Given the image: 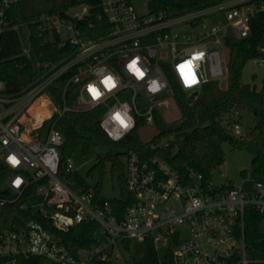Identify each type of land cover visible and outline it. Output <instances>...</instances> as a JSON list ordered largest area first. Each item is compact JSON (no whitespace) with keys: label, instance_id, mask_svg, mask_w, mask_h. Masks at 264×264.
<instances>
[{"label":"built area","instance_id":"1","mask_svg":"<svg viewBox=\"0 0 264 264\" xmlns=\"http://www.w3.org/2000/svg\"><path fill=\"white\" fill-rule=\"evenodd\" d=\"M17 1L0 0V34L7 28L24 29L23 42L30 43V25L7 23V12ZM250 1L238 0L227 6L224 24L184 31L174 27L194 26V19L205 10L164 19L162 15L139 14L132 0H77L63 11L68 17L42 14L36 19L43 43H56L67 54L42 62L40 78L17 96L6 92L0 79V164L6 171L3 185L17 197L39 182V206L47 223L29 222L3 233L0 258L10 257L6 264H16L15 257L20 254L40 256L56 264L122 260L127 240H149L158 251L162 244L164 258H171L174 264L252 262L247 257L245 218L249 209L264 215V179L251 186L216 185L194 171L180 174L159 155L142 156L128 149L126 181L135 202L121 219L108 199L98 198L93 186H78L67 178L66 174L76 170L71 162L62 164V133L54 126L44 139L35 133L54 113L63 115L71 110L67 104L58 109L49 93V88L64 77L63 93L74 89L80 108H104L101 128L114 141L124 139L137 128L140 117L150 121L157 106L170 104L168 99H160L165 94L174 95L165 65L188 95L223 75L217 46H224L229 28L237 37L248 36L252 18L264 11V0ZM95 31L100 35L94 37ZM151 36H157L159 42L142 43ZM165 47L173 55L170 61L162 53ZM29 50L24 46L25 53ZM252 60L264 66V48ZM108 78L114 86L105 84ZM36 100L48 109L42 117L40 110L33 108ZM34 114L38 117L28 128ZM233 128H240L238 119ZM7 200L0 198L1 203ZM83 222L97 224V242L72 253L63 234Z\"/></svg>","mask_w":264,"mask_h":264},{"label":"trees","instance_id":"2","mask_svg":"<svg viewBox=\"0 0 264 264\" xmlns=\"http://www.w3.org/2000/svg\"><path fill=\"white\" fill-rule=\"evenodd\" d=\"M228 0H149L150 14L162 15L171 19L188 14L202 12ZM77 0H18L7 12V23H23L31 27V42L25 39L24 29L21 31L7 28L0 34V79L5 82L6 92L19 95L30 88L40 78L44 61H55L64 57L67 52L56 43H43V36L37 30L36 19L42 14L58 15L67 11ZM250 2H260L252 0ZM199 16L194 19L196 25L202 21ZM100 33L93 34L94 37ZM264 37V11L258 12L250 22L249 35L237 37L229 28L224 37V47L229 49V60L226 64V79H211L199 90L195 98L182 90L177 84L170 68L165 65V72L174 91L177 105L181 111L180 121L175 125L165 122L159 109L156 108L150 118L156 127V133L149 139L140 136V128L149 122L148 117H140L137 128L120 141L112 140L101 128L100 122L104 108H80L75 98V90L63 93L64 77L59 78L49 88L54 105L62 109L67 104L71 110L63 115L54 113L46 119L35 133L41 139L55 127L64 138L60 148L62 164L76 149L88 152L91 146L103 142L113 145L122 152L106 153L98 156L95 166L104 169L105 161H112L113 174H119L121 195L107 198L101 192V185L94 186L100 200L108 199L114 210L120 213L121 219L125 210L135 202V196L126 181V164L122 157L128 149H134L142 156L159 155L171 163L182 175L194 171L202 174L205 181L212 179V172L225 163L223 144L230 142L234 147H241L244 139H236L232 134V119L242 111H247L253 119L251 136L256 142L257 152L252 165L260 179H264V79L259 89L256 84L245 83L242 79L246 63L261 53V41ZM24 46L30 48L24 52ZM6 174L0 164V198H8L0 202V236L9 230L25 226L29 222L47 223L39 206L40 196L37 193L39 182L32 183L20 196L3 185ZM70 181L85 188L92 187L79 172L66 174ZM264 215L249 209L245 218V241L247 257L250 264H264ZM95 222H83L63 234L65 244L72 253L94 245L97 240L94 233ZM127 251H131V241L124 242ZM16 264H41L42 257L20 254ZM10 257H1L0 264H6ZM136 264H167L162 262L159 252L151 241L144 242L143 254L135 259ZM56 264V263H55Z\"/></svg>","mask_w":264,"mask_h":264},{"label":"rangeland","instance_id":"3","mask_svg":"<svg viewBox=\"0 0 264 264\" xmlns=\"http://www.w3.org/2000/svg\"><path fill=\"white\" fill-rule=\"evenodd\" d=\"M238 0H228L217 6L211 7L205 10L202 14V21L194 26L187 24H180V26L174 27L176 31H184L187 29H194L200 25H211L214 23H226V7L237 2ZM132 3L141 15L150 14L149 0H132ZM159 41L157 36H151L142 41L144 44L155 45ZM261 47L264 48V37L261 41ZM220 50L222 56V65L224 68L223 75L219 78L224 84L226 79V64L229 60V49L224 46H217ZM170 61L173 57L170 50L166 47L162 52ZM242 79L245 83L256 84L260 89L262 87L264 79V66L254 63L251 59L249 60L243 68ZM160 99H168L169 105H159L157 108L162 114L164 120L169 125H175L180 121L181 111L177 105V101L174 95L165 94ZM39 107V109L37 108ZM35 112L40 110L38 115L42 117L44 113H48V109H45L39 100H36L35 107H33ZM33 119L27 123V127L30 128L37 115L32 116ZM238 119L240 124L239 129L232 130V134L236 139H240L243 136V144L241 147H234L230 142H225L223 144V149L225 152V163L215 169L212 172V181L216 185H221L223 183H233V184H243L244 186H251L255 184V181L260 179V176L254 170L252 165L253 158L257 152V146L255 140L251 136V127L253 126V119L249 112L242 111L240 115L234 116L232 119L235 122ZM156 133V127L152 122H148L140 128V136L143 139H149ZM244 136H246L244 138ZM111 152L113 154L122 152V150L116 146L108 145L103 142H99L89 149L88 152H84L81 148L76 149V151L67 157V161L71 162L77 172H79L83 177L86 178L91 186L101 185V192L107 198H116L121 195V184L119 179V174L115 172L113 174L112 161L110 159L105 161L104 169L95 166L98 162V156H104L106 153ZM126 160V157H122ZM264 229V222H263ZM161 249L158 251L162 262L167 264H174L171 258L165 259V251L162 249L163 245L160 244ZM144 242L131 241V251L123 250L124 258L122 260H112L111 262L102 261H89L87 264H136L135 259H139L143 254ZM84 256V254H82ZM41 264H55L49 259H42Z\"/></svg>","mask_w":264,"mask_h":264},{"label":"snow or ice","instance_id":"4","mask_svg":"<svg viewBox=\"0 0 264 264\" xmlns=\"http://www.w3.org/2000/svg\"><path fill=\"white\" fill-rule=\"evenodd\" d=\"M130 67H134V65H131ZM183 67V66H182ZM105 84L107 86H114L112 81H111V78H108L106 81H105ZM91 91L94 93V95L98 96L99 95V92L96 90V89H91ZM119 119V116L117 117ZM121 123H123V121H121Z\"/></svg>","mask_w":264,"mask_h":264},{"label":"water","instance_id":"5","mask_svg":"<svg viewBox=\"0 0 264 264\" xmlns=\"http://www.w3.org/2000/svg\"><path fill=\"white\" fill-rule=\"evenodd\" d=\"M60 14H61L62 16H64V17H68L67 14H66L65 12H61ZM198 94H199V90H195V91H193L189 96H190L191 98H195Z\"/></svg>","mask_w":264,"mask_h":264}]
</instances>
